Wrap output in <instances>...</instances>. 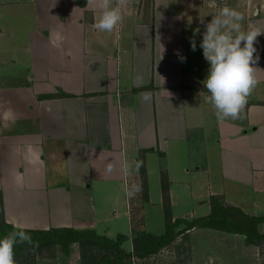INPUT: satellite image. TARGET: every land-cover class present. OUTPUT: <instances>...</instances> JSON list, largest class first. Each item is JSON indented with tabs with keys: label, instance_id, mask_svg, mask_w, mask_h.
Returning a JSON list of instances; mask_svg holds the SVG:
<instances>
[{
	"label": "crops",
	"instance_id": "1",
	"mask_svg": "<svg viewBox=\"0 0 264 264\" xmlns=\"http://www.w3.org/2000/svg\"><path fill=\"white\" fill-rule=\"evenodd\" d=\"M112 2L122 19L109 33L93 27L100 0H0L5 223L130 236L140 201L144 231L160 235L163 178L173 221L207 217L213 201L264 216V30L255 42L258 82L240 117L220 122L203 99L208 64L188 39L203 31L199 15L209 21L223 5L244 14V27L264 28V0ZM50 31L61 36L55 45ZM141 164L147 200L125 194L141 182ZM154 209L157 231L148 223ZM123 248L132 251V242Z\"/></svg>",
	"mask_w": 264,
	"mask_h": 264
},
{
	"label": "clouds",
	"instance_id": "2",
	"mask_svg": "<svg viewBox=\"0 0 264 264\" xmlns=\"http://www.w3.org/2000/svg\"><path fill=\"white\" fill-rule=\"evenodd\" d=\"M99 8L101 11L98 18H94L93 27L110 33L122 19L121 6L112 0H100ZM204 17L199 15L203 31L197 27L188 38L190 49L196 51L199 47L208 64L207 73L201 82L207 92L203 99L213 108L218 122L227 118L235 120L240 117L250 91L258 82L255 65L260 56L255 42L264 28H256L250 24L244 27L241 23L245 20L244 14L227 5L212 13L209 21H205ZM197 35L200 36L199 42ZM60 39L58 32L50 31L51 43L55 45ZM174 51L180 62L186 60L179 49ZM136 191L139 188L135 184L125 187V194L128 196ZM13 228V231L0 236V264H16L14 246L30 241L24 228L15 225Z\"/></svg>",
	"mask_w": 264,
	"mask_h": 264
},
{
	"label": "trees",
	"instance_id": "3",
	"mask_svg": "<svg viewBox=\"0 0 264 264\" xmlns=\"http://www.w3.org/2000/svg\"><path fill=\"white\" fill-rule=\"evenodd\" d=\"M141 175L144 177H141V182L145 192L142 199L147 200L148 188L143 165L141 166ZM162 182L165 231L160 235L145 232L143 229V216L136 212H131L132 230L130 236L119 234L116 238H109L104 235H98L92 230L80 231L75 229L26 230L30 236V241L17 243L14 246V253L23 254V251H26L31 255V253L38 252V250L42 251L44 248L53 247L56 244L66 248L74 243H79L82 264H86L88 261L84 252L82 253L85 248L100 257L99 262H95V264H134V261L137 260H149V258L157 255L163 249L170 247L176 241L178 235L184 234L191 229L212 227L211 225H221L229 233L244 236L247 245L258 246L264 239V235L261 236L252 230H245L243 226L241 227L237 223L236 218L238 216L242 221L261 223L264 222V216L251 217L235 207L224 206L215 201L212 202V210L207 217L192 220L176 219L173 221L170 210L169 186L165 178H163ZM181 225L185 227L180 228ZM13 230L14 228L6 224L3 219V206L0 197V236ZM126 241L132 242V251L130 252L123 248Z\"/></svg>",
	"mask_w": 264,
	"mask_h": 264
},
{
	"label": "rangeland",
	"instance_id": "4",
	"mask_svg": "<svg viewBox=\"0 0 264 264\" xmlns=\"http://www.w3.org/2000/svg\"><path fill=\"white\" fill-rule=\"evenodd\" d=\"M20 62L21 79L24 80V71L27 70V64H23L22 59ZM140 176L143 177L142 175ZM132 184L137 185L139 188V191H136L132 195V199H137L145 194L142 182L138 183L132 180L129 186ZM157 190H159V188L152 187L153 192ZM161 191L163 192V182L161 184ZM140 205V201L133 203L132 213L136 212L142 215V211L139 207ZM149 208L150 207H148V209ZM153 208L155 207L151 209ZM181 210L185 211L188 210V208L185 207ZM155 212V209L152 210L151 216L153 220L149 217L148 223L157 231L160 225L155 220ZM236 218L237 223H239L241 227L243 226L245 230H252L255 233H259L261 236L264 235V222L256 223L242 221L238 216ZM211 226L212 227L202 229H191L184 234L178 235L176 241L171 244L170 247L163 249L157 255L149 258L148 261L147 259L137 260L134 261V264H149L151 262L157 264L170 262L173 264L177 262V258L174 259L173 257H177L178 255L179 259L190 260V262L194 261V264H203L204 260L208 261L207 264H264V239L258 246L247 245L244 236L229 233L225 231L224 227L221 225ZM183 227L185 226H180V228ZM83 252L85 258L88 259L86 264H95V262H99L100 257L95 253L89 252L87 248H85L82 253ZM80 257L81 249L79 243H74L66 248L61 247L60 244H56L53 245V247L44 248L42 251L38 250V252L31 253V255L26 251H23V254L14 253L16 264H32V262L35 264H82Z\"/></svg>",
	"mask_w": 264,
	"mask_h": 264
}]
</instances>
